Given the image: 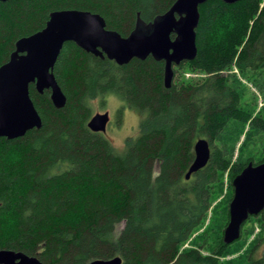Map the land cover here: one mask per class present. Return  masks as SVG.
<instances>
[{
  "label": "trees",
  "instance_id": "trees-1",
  "mask_svg": "<svg viewBox=\"0 0 264 264\" xmlns=\"http://www.w3.org/2000/svg\"><path fill=\"white\" fill-rule=\"evenodd\" d=\"M174 1L0 2V66L18 39L45 27L51 12L95 13L107 30L126 37L136 18L148 24ZM198 14L196 55L173 67L203 77L171 82L167 89L162 61L147 57L119 66L64 43L53 74L65 106L56 109L50 91L40 95L30 85L41 127L17 139L0 138V250L37 256L42 264L115 257L120 264H220L219 257L238 239L228 245L221 239L210 245L203 235L189 239L221 194L222 175L227 173L231 191V180L248 163L263 160L262 155L256 162L231 163L214 141L245 125L264 140V115L251 114L248 101L241 102L246 89L229 73L234 68L264 95V0H208L198 6ZM107 95L141 115L136 137L125 139L121 150L87 127L92 101L103 102ZM199 138L209 145V159L185 180ZM231 195L218 204L224 222ZM263 214L259 221L264 222ZM187 241L195 248L179 251ZM199 247L209 252L202 255ZM254 248L248 263L264 264V250L262 260L249 261Z\"/></svg>",
  "mask_w": 264,
  "mask_h": 264
},
{
  "label": "water",
  "instance_id": "water-1",
  "mask_svg": "<svg viewBox=\"0 0 264 264\" xmlns=\"http://www.w3.org/2000/svg\"><path fill=\"white\" fill-rule=\"evenodd\" d=\"M11 0H0L7 2ZM208 0H175L169 9L148 24L136 18L135 27L122 37L106 29L104 19L95 13L80 10L54 11L45 27L15 43L8 61L0 66V138L13 140L32 129H39L41 118L29 95L33 85L38 94L50 91V101L62 109L66 97L58 85L53 68L66 42H72L85 53L107 58L122 66L130 60L147 57L163 62L162 83L169 88L173 66L188 62L196 55L195 28L198 6ZM233 4L240 0H219ZM173 35V38H170ZM109 122L107 112L95 113L89 119L90 131L104 134ZM193 158L184 179L202 169L209 159V145L199 138L192 145ZM232 195L227 205V222L221 241L228 245L240 236L243 223L250 216L264 213V150L259 164L248 163L232 180ZM264 216V214H263ZM119 257L96 259L89 264H120ZM0 264H42L37 256L20 251L0 250Z\"/></svg>",
  "mask_w": 264,
  "mask_h": 264
},
{
  "label": "rangeland",
  "instance_id": "rangeland-1",
  "mask_svg": "<svg viewBox=\"0 0 264 264\" xmlns=\"http://www.w3.org/2000/svg\"><path fill=\"white\" fill-rule=\"evenodd\" d=\"M172 69L177 70L175 67ZM229 73L236 76L238 86L246 89L241 96V102L248 101L251 114L253 116L264 115V95L260 93L258 86L253 85V82L241 79L234 68ZM202 77L203 75L183 69L182 71L174 72L172 83L196 82ZM103 112H107L109 116V122L104 135L115 148L118 150L123 149L124 140L134 138L138 133V124L141 118L140 113L134 109L127 108L122 100L113 95H107L103 102L100 99L92 101V115ZM214 144L231 163L235 161L242 162L247 158L256 162L263 155L264 149V140L259 137L257 131L250 129L246 125L241 131L226 130L214 141ZM227 177V173L225 172L222 175L221 194L215 200L213 199L214 201L211 202L204 221L191 235L189 241L199 235H203L202 238H205L207 243L214 245V242L221 239L222 230L226 221L224 222V216H221L220 208L218 210V204L226 200L230 193L232 194L231 185V191L228 188ZM259 219L260 215L251 217L244 223L237 242L231 245L229 251L223 257H219L220 264H225L224 262H229L228 264H250V262L248 263L247 255L253 246L255 248L252 250L249 261L262 260L261 252L264 250V222L259 221ZM121 227L120 225L119 229ZM189 241L181 245L179 251L195 248ZM199 251L202 255H206L209 252L202 247H199Z\"/></svg>",
  "mask_w": 264,
  "mask_h": 264
}]
</instances>
